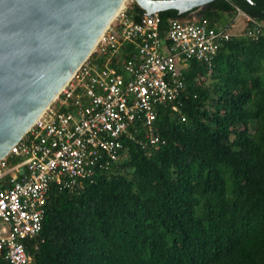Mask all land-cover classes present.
Listing matches in <instances>:
<instances>
[{
	"label": "trees",
	"instance_id": "trees-1",
	"mask_svg": "<svg viewBox=\"0 0 264 264\" xmlns=\"http://www.w3.org/2000/svg\"><path fill=\"white\" fill-rule=\"evenodd\" d=\"M235 6L264 21V0H214L159 12L160 32L196 10L224 24ZM188 63L185 120L161 107L164 144L127 140L111 169L53 185L29 264H264V35H234L211 67Z\"/></svg>",
	"mask_w": 264,
	"mask_h": 264
},
{
	"label": "built area",
	"instance_id": "built-area-1",
	"mask_svg": "<svg viewBox=\"0 0 264 264\" xmlns=\"http://www.w3.org/2000/svg\"><path fill=\"white\" fill-rule=\"evenodd\" d=\"M234 8L224 24L171 18L163 33L159 12L135 19L125 4L118 10L88 57L0 159V259L31 262L25 242L41 231L53 185L72 189L111 169L127 140L156 148L165 143L155 120L161 107L185 120L178 98L188 62L211 67L234 35H264V21Z\"/></svg>",
	"mask_w": 264,
	"mask_h": 264
},
{
	"label": "water",
	"instance_id": "water-1",
	"mask_svg": "<svg viewBox=\"0 0 264 264\" xmlns=\"http://www.w3.org/2000/svg\"><path fill=\"white\" fill-rule=\"evenodd\" d=\"M134 1L145 14H183L214 0ZM125 2L0 0V159L53 101Z\"/></svg>",
	"mask_w": 264,
	"mask_h": 264
},
{
	"label": "rangeland",
	"instance_id": "rangeland-1",
	"mask_svg": "<svg viewBox=\"0 0 264 264\" xmlns=\"http://www.w3.org/2000/svg\"><path fill=\"white\" fill-rule=\"evenodd\" d=\"M133 3H134V0H126V2H125L124 4L128 7V10L132 11L133 8H134V6H135V4H133ZM198 10H199V9H198ZM198 10H196V11L190 13L187 17L197 16V14H198ZM241 28H242V27L239 26V28L236 29V31L240 33V32H241ZM187 65H189V63H188ZM198 67L203 68V67H205V65H204L203 63H198ZM210 76H211V75H210V72H208V73H207V76H206V83H208V82L210 81V79L208 78V77H210Z\"/></svg>",
	"mask_w": 264,
	"mask_h": 264
},
{
	"label": "bare ground",
	"instance_id": "bare-ground-1",
	"mask_svg": "<svg viewBox=\"0 0 264 264\" xmlns=\"http://www.w3.org/2000/svg\"><path fill=\"white\" fill-rule=\"evenodd\" d=\"M121 7H122V6H121ZM121 7H119V9H120ZM117 12H118V11H117ZM117 12H116V13H117ZM115 15H116V14H115ZM113 18H114V17H113Z\"/></svg>",
	"mask_w": 264,
	"mask_h": 264
}]
</instances>
